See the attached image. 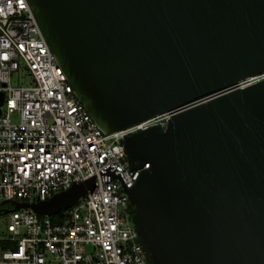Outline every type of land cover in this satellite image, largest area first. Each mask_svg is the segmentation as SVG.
<instances>
[{
    "label": "water",
    "instance_id": "obj_1",
    "mask_svg": "<svg viewBox=\"0 0 264 264\" xmlns=\"http://www.w3.org/2000/svg\"><path fill=\"white\" fill-rule=\"evenodd\" d=\"M96 125L128 136V190L148 264H264V0H28ZM4 96L0 94V107ZM94 179L47 202L52 217Z\"/></svg>",
    "mask_w": 264,
    "mask_h": 264
},
{
    "label": "built area",
    "instance_id": "obj_2",
    "mask_svg": "<svg viewBox=\"0 0 264 264\" xmlns=\"http://www.w3.org/2000/svg\"><path fill=\"white\" fill-rule=\"evenodd\" d=\"M21 72L29 82L14 86ZM0 94V207L47 202L94 179L60 222L31 208L10 212L0 264H148L128 190L151 166L133 170L124 141L166 130L170 116L105 134L75 95L28 0H0Z\"/></svg>",
    "mask_w": 264,
    "mask_h": 264
},
{
    "label": "rangeland",
    "instance_id": "obj_3",
    "mask_svg": "<svg viewBox=\"0 0 264 264\" xmlns=\"http://www.w3.org/2000/svg\"><path fill=\"white\" fill-rule=\"evenodd\" d=\"M28 82H29L28 75L25 72H21L20 81H18L17 78H14L12 81V84L14 86L19 85V83L21 85H27ZM5 210H12V206L6 205L4 207H0V237H4L7 235V224H8V220H9V214L4 213ZM60 215H61V213L52 216L51 220L54 221L56 218L58 219V217Z\"/></svg>",
    "mask_w": 264,
    "mask_h": 264
},
{
    "label": "trees",
    "instance_id": "obj_4",
    "mask_svg": "<svg viewBox=\"0 0 264 264\" xmlns=\"http://www.w3.org/2000/svg\"><path fill=\"white\" fill-rule=\"evenodd\" d=\"M60 217H61V215L58 217V219L56 218L55 220H54V222H60Z\"/></svg>",
    "mask_w": 264,
    "mask_h": 264
}]
</instances>
